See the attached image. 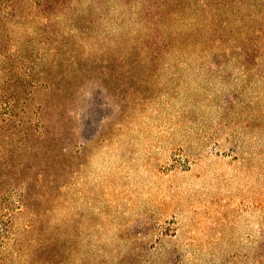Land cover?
Segmentation results:
<instances>
[{"label":"rangeland","instance_id":"1","mask_svg":"<svg viewBox=\"0 0 264 264\" xmlns=\"http://www.w3.org/2000/svg\"><path fill=\"white\" fill-rule=\"evenodd\" d=\"M0 264H264V0H0Z\"/></svg>","mask_w":264,"mask_h":264}]
</instances>
